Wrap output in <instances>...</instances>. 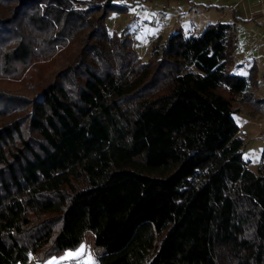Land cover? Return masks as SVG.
<instances>
[{"label": "trees", "instance_id": "obj_1", "mask_svg": "<svg viewBox=\"0 0 264 264\" xmlns=\"http://www.w3.org/2000/svg\"><path fill=\"white\" fill-rule=\"evenodd\" d=\"M129 8L0 0V264L83 244L95 264H264V162L235 119L263 113L257 63L232 73L227 23L143 61L107 26Z\"/></svg>", "mask_w": 264, "mask_h": 264}, {"label": "rangeland", "instance_id": "obj_2", "mask_svg": "<svg viewBox=\"0 0 264 264\" xmlns=\"http://www.w3.org/2000/svg\"><path fill=\"white\" fill-rule=\"evenodd\" d=\"M116 2L127 4L130 7L129 11L111 13L107 19V26L111 33H122L125 38L133 40L143 61L149 60L154 44L159 46L166 44L170 36L178 31H183L185 35L197 36L211 24L234 25L244 55L248 56L251 62L256 60L259 67L261 89L257 92V97L263 100L264 0H118ZM153 6H156V9H153ZM140 7L146 8L138 13L141 20L148 24L157 19L158 25L147 27L138 36L132 37L133 28L129 20ZM161 19H164L166 27L161 25L163 24L160 22ZM161 30H164V33L158 37L157 34ZM249 69L236 64L231 67L232 73L244 76L248 74ZM237 110L235 119L241 127L243 132L241 136L245 142L243 157L250 162V169L257 170L264 162V103L263 113L254 112L243 102L237 103ZM76 262L95 264V254L89 245L83 244L77 250L69 251L61 258H52L45 264H76ZM29 264L39 263L32 259Z\"/></svg>", "mask_w": 264, "mask_h": 264}, {"label": "built area", "instance_id": "obj_3", "mask_svg": "<svg viewBox=\"0 0 264 264\" xmlns=\"http://www.w3.org/2000/svg\"><path fill=\"white\" fill-rule=\"evenodd\" d=\"M115 1H118V0H115ZM153 9H156V6H153L152 7ZM146 10V8L144 7H140L138 9H136V13L132 14V18L131 20H129V22L131 23V26H132V30H131V36L132 37H135V36H138L142 31H144L147 27H155L158 25V20L157 19H154L151 23H145L141 20L140 16L138 15V13L140 11H144ZM164 19H161L160 22H163ZM242 49L241 48H238L237 51H241ZM236 60V64L238 66H251V62L249 61V59L247 58V56L245 55H242V57H238L236 56L235 58ZM262 86H263V90H264V79L262 81ZM263 128V127H262Z\"/></svg>", "mask_w": 264, "mask_h": 264}, {"label": "crops", "instance_id": "obj_4", "mask_svg": "<svg viewBox=\"0 0 264 264\" xmlns=\"http://www.w3.org/2000/svg\"><path fill=\"white\" fill-rule=\"evenodd\" d=\"M162 26H165V23L163 22V24H161ZM166 27V26H165ZM164 33V30H161L158 34H157V36L158 37H160V35H162ZM154 37V36H153ZM236 38H237V46H238V48H241L242 50L239 52V51H237V55L239 56H241V55H244V50H243V48L240 46V39L237 37V35H236ZM247 58H248V56H247ZM249 59V58H248ZM249 61L251 62V60L249 59ZM257 63L256 62V60H252V62H251V66L253 65V63ZM251 66H239V67H247L248 69L251 67ZM246 76V75H245ZM260 97H262L261 95H260ZM263 100H264V98H263ZM256 117H258V116H256ZM243 132L241 131V133L240 134H242ZM76 264H79L78 262H76Z\"/></svg>", "mask_w": 264, "mask_h": 264}, {"label": "snow or ice", "instance_id": "obj_5", "mask_svg": "<svg viewBox=\"0 0 264 264\" xmlns=\"http://www.w3.org/2000/svg\"><path fill=\"white\" fill-rule=\"evenodd\" d=\"M70 256L72 255V254H69Z\"/></svg>", "mask_w": 264, "mask_h": 264}]
</instances>
